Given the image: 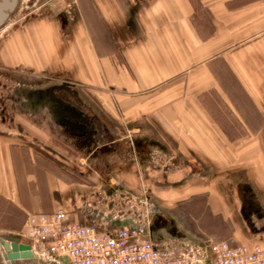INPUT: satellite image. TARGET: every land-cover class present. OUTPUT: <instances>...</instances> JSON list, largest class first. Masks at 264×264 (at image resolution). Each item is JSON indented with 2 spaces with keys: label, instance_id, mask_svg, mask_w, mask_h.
Returning a JSON list of instances; mask_svg holds the SVG:
<instances>
[{
  "label": "crops",
  "instance_id": "0c3cea01",
  "mask_svg": "<svg viewBox=\"0 0 264 264\" xmlns=\"http://www.w3.org/2000/svg\"><path fill=\"white\" fill-rule=\"evenodd\" d=\"M47 1V16L29 19L0 46V62L22 59L51 80L104 90L115 107L105 122L109 137L78 146L84 155L103 146L102 154L132 155L113 139L117 126L127 133L126 148L136 138L153 160L154 149L168 162L181 155L183 166L168 169L183 181L175 187V216L153 211L156 239L264 247V0ZM93 117L103 133V113ZM15 133L0 130V227L58 208L77 211L80 222L98 221L106 212L92 200L127 192L122 183L96 182L97 171L80 172L89 183L75 180L64 171L69 157L24 155L28 143ZM149 163L137 161L136 170L144 175ZM135 177L113 173L129 186Z\"/></svg>",
  "mask_w": 264,
  "mask_h": 264
},
{
  "label": "rangeland",
  "instance_id": "374dc122",
  "mask_svg": "<svg viewBox=\"0 0 264 264\" xmlns=\"http://www.w3.org/2000/svg\"><path fill=\"white\" fill-rule=\"evenodd\" d=\"M67 1L71 3V0ZM45 4V0H19L16 10L7 19L4 28L0 30V46H2L9 35L13 34L12 32H14V30L23 27V24L29 21V19H38V17H41L42 15L47 16V8L49 6H45ZM55 4L56 3H54V5ZM74 18H76V15ZM53 78H55V80H51L44 74L35 71L32 67L25 65L22 59L20 62H11L7 65L0 62V130L16 132L17 141L28 143V146L25 147L26 151L24 155L47 153V155H61L63 158L69 157L68 159L70 162L69 164L64 165V171L66 174L71 175L75 180L89 183L91 182L88 179L89 177L85 178L81 176L80 172L87 174L88 172L92 173L97 171L101 173L102 177L96 181L99 182V184L103 185V182L105 181L109 185V188L114 183L115 185H118L119 183L126 185L127 187L125 191L127 192L118 193V195L113 197L112 200L110 198V201L105 200L103 195L92 200L95 205H98L100 209L105 210L107 214L110 213L111 215L113 211L118 212L120 210H123L124 212H142L145 210L146 202L150 207L152 206L153 211L157 209V212L159 213L156 216L157 218L163 217V219L171 220V217L175 216V209L172 206L173 199H175V187L179 186L176 185L179 184V182L180 184H183V181L174 179L168 169L174 171L175 167L183 166L181 163V155L177 152L173 155L177 157L176 162L178 163H173V161L168 162L169 155L166 156L163 151L154 149L155 156L153 160L149 148L145 146L138 147L136 138H133L135 143H132L130 140L129 143L130 145L132 144V146H127L126 148L124 145L126 141L124 135L127 133L124 129L121 130L119 128L120 126L115 127L116 130L113 132L114 135H112V137L113 139H116V143L120 144L121 150H128V153H133L132 155H113L112 153H109L110 151L107 153L108 155L98 152L96 154L84 155L86 154L85 150L79 148L72 137L62 131L59 123L55 121L54 117H52V114L48 112L47 109L38 110L37 112L41 113L40 116L35 113L36 111H33V103L26 95V90L49 87L55 84L54 81L56 83H61L60 81H62L61 78ZM73 87L79 92L80 98H77L78 104L87 111V113L91 114V116L95 115L97 112L103 113L105 118H103V120L101 119L100 123L104 124V126L106 123L109 125L108 120H111V118L108 114L110 109L115 107L112 106L110 100L106 101L104 99V90L95 89L87 85L79 87L75 85ZM107 91L110 92V89ZM22 107L28 109L26 112L27 115H16L15 113L18 112L16 110ZM109 128L110 127H108V129ZM106 140L108 139L106 138L105 141ZM143 158H145V162H150L144 175L141 174L139 170H136V162H141ZM145 164L147 165V163ZM131 171H135L136 177L135 179L126 182L133 186H129L123 180H115V178H113L114 172L129 173ZM146 196H148L151 201L147 200ZM168 198L170 199L168 200ZM153 211L151 212L152 217ZM76 212L77 211L69 212L72 219H74L72 215ZM21 214V212L16 211L15 217H20ZM26 215L27 213H24V220L22 218H20V220L14 219L8 221L10 226L0 227V264H11L9 260L5 258V249L1 240L6 239L10 242L11 240H17L19 243L31 244V242L23 235ZM82 223L91 222L86 221ZM193 237L196 238V236ZM35 257L36 259L34 261L25 262L24 264H57L51 262L45 257ZM15 264L22 263L16 262Z\"/></svg>",
  "mask_w": 264,
  "mask_h": 264
},
{
  "label": "built area",
  "instance_id": "2783aa9c",
  "mask_svg": "<svg viewBox=\"0 0 264 264\" xmlns=\"http://www.w3.org/2000/svg\"><path fill=\"white\" fill-rule=\"evenodd\" d=\"M77 0H71L75 5ZM75 17V14H74ZM145 210L113 211L91 223L72 219L64 209L50 213H30L24 236L36 256L61 264H264V250L257 244L242 246L233 239L216 241L171 239L157 240ZM127 221L112 226L105 218Z\"/></svg>",
  "mask_w": 264,
  "mask_h": 264
},
{
  "label": "flooded vegetation",
  "instance_id": "af4514ba",
  "mask_svg": "<svg viewBox=\"0 0 264 264\" xmlns=\"http://www.w3.org/2000/svg\"><path fill=\"white\" fill-rule=\"evenodd\" d=\"M54 83L55 85H59L58 87L54 88L52 92L55 97L62 101L61 107H59L60 115L68 117V120L65 121L62 116L58 117V115H55V113H53V110L56 108V105L58 103L56 101V98L55 100H53L50 95H48L47 93L44 94L41 91L47 89L48 87L34 88L25 91L26 95L33 103V109H35L36 111L38 109H47V111L52 114V117H54L55 121L59 123L61 129L65 131L67 135L72 137V139L77 143L78 146L85 147L86 145H90L92 143L94 144V146H96V142L98 145V141H100L101 138H104V133L106 134L105 137H109V133L105 131V126L102 125V128H104L105 132H100V125L99 123H97L98 121L95 119V117L90 115V117L88 118V115L86 116L87 113L78 104L77 98L79 99L80 97L79 92L75 87L65 82ZM91 127L92 129L95 128L96 130L94 134L95 136H91V134H93V130L91 129ZM107 149L108 147L103 146L99 150H97V152L101 153L106 151Z\"/></svg>",
  "mask_w": 264,
  "mask_h": 264
},
{
  "label": "water",
  "instance_id": "95a60500",
  "mask_svg": "<svg viewBox=\"0 0 264 264\" xmlns=\"http://www.w3.org/2000/svg\"><path fill=\"white\" fill-rule=\"evenodd\" d=\"M19 0H0V29L4 26L6 23L7 19L10 17V15L16 10L18 6ZM59 85H51L45 90H41L42 93L50 95V97L53 98L58 102L56 105V108L53 110V113L58 115L59 112V107H61L62 101L55 97L53 95V89L58 87ZM76 112V111H75ZM96 132L95 128H93V134L94 135ZM97 145V142H96ZM109 222L111 223L112 226H121V225H126L128 222L127 221H120L113 219L112 217L107 218ZM3 247L5 249V258L9 260L11 264H15L16 262H20L24 264L25 262H29L32 260L34 261L36 259L33 251L31 250V246L25 243H19L17 240H1ZM63 263L68 264V259L67 258H61ZM34 264V263H32Z\"/></svg>",
  "mask_w": 264,
  "mask_h": 264
},
{
  "label": "bare ground",
  "instance_id": "6f19581e",
  "mask_svg": "<svg viewBox=\"0 0 264 264\" xmlns=\"http://www.w3.org/2000/svg\"><path fill=\"white\" fill-rule=\"evenodd\" d=\"M1 30V29H0ZM146 203V202H145ZM147 214H149V217H150V221H151V226H150V228H151V231H152V234H153V236L155 237V235H154V231H153V221H152V219H153V217H152V215H151V210H147ZM110 216V215H109ZM109 216H107L106 217V220L109 222V220L107 219ZM111 217V216H110ZM110 223V222H109ZM111 224V223H110ZM156 238V237H155ZM186 240H191V239H186ZM255 244H257V245H259L263 250H264V247H262V245H260L259 243H254V244H252L251 246H253V245H255ZM28 245H30L31 246V250L33 251V253H34V255L36 256L37 254H36V252H35V250L32 248V245L31 244H28ZM238 245H242V246H250V245H245V244H238ZM5 252V251H4ZM62 263L61 264H65V263H63V261H61ZM56 263V262H55ZM60 264V263H59Z\"/></svg>",
  "mask_w": 264,
  "mask_h": 264
}]
</instances>
